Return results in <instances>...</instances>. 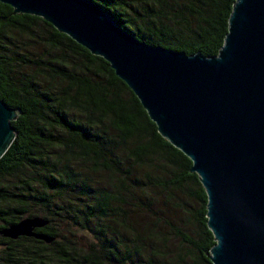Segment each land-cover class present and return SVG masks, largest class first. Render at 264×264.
<instances>
[{"label": "trees", "instance_id": "1", "mask_svg": "<svg viewBox=\"0 0 264 264\" xmlns=\"http://www.w3.org/2000/svg\"><path fill=\"white\" fill-rule=\"evenodd\" d=\"M134 37L219 53L236 0H93ZM0 99L21 110L0 158V264H213L206 190L102 56L0 1Z\"/></svg>", "mask_w": 264, "mask_h": 264}, {"label": "water", "instance_id": "2", "mask_svg": "<svg viewBox=\"0 0 264 264\" xmlns=\"http://www.w3.org/2000/svg\"><path fill=\"white\" fill-rule=\"evenodd\" d=\"M51 22L105 58L158 131L192 160L206 190L213 264H264V0H236L219 53L187 54L134 37L93 0H0ZM21 110L0 99V158ZM26 216L0 229L12 239L55 238Z\"/></svg>", "mask_w": 264, "mask_h": 264}]
</instances>
